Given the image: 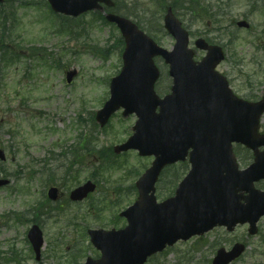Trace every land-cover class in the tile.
Listing matches in <instances>:
<instances>
[{"label": "rangeland", "instance_id": "374dc122", "mask_svg": "<svg viewBox=\"0 0 264 264\" xmlns=\"http://www.w3.org/2000/svg\"><path fill=\"white\" fill-rule=\"evenodd\" d=\"M22 1L31 2L32 6L18 11L16 28L12 33H3L4 28L9 29L10 24H4L0 18V40L3 41L2 44L10 45L20 53L29 55L26 50L38 46L43 48L41 53L45 54L21 59L10 66L0 65V150H3L7 157L5 161L0 160V170L10 174L9 178L12 180L11 185L0 188V251H10L8 249L15 245L16 250L26 258H19L21 264L36 263L32 249L26 242L27 231L34 219L28 211L38 202H43L37 207L45 212V216L40 215L43 217L41 225L45 222L42 227L46 242L40 264H70L68 251L63 250L69 249V246L71 249L75 243L79 244L80 251L85 256L79 262L84 263L88 257H96V254L91 252L93 247L89 238H85V231L88 228L109 230L113 228L110 222L119 223L121 227L126 225L125 220L119 221L116 217L136 201L138 193L131 189L132 185L139 179L140 174L150 167L153 158H141L134 151L122 154L118 156L122 166L116 171L100 169L105 177L98 175L95 160L89 159L88 162H91L75 167L80 172L78 180L74 183L70 181L60 191L63 194L61 199L51 205L45 204V192L50 187L48 177L41 175L32 182L27 178L29 173L41 169L37 161L59 154L63 145L79 141L80 136H93L98 139L99 142L94 139L95 143L100 145L98 149L119 145L133 134L137 118L134 115L124 118L121 110L119 115L113 116L111 124L106 126L105 133L104 128H97L92 132L89 116L102 108L104 98L110 94L106 79L111 80L123 66L125 45L118 42L121 33L117 27L104 24L87 14L73 24L71 32L57 33L60 23L49 14L47 7L43 6L44 0ZM215 2L216 0H210V3ZM233 3L235 6L231 8L232 16L248 13V0H233ZM260 5L254 7H261L264 11ZM9 7L10 3L4 10ZM150 14L151 11L140 9L142 29L160 46L168 50L173 49L174 39L158 31L159 23L152 21ZM163 16L161 15L162 18ZM131 19L137 22L136 18ZM184 19L193 39L207 36L216 44H226L223 36L225 32L214 34V27L210 25L211 31L208 33L209 28L205 23L191 21L188 17ZM250 22L254 27L253 31H239V40L225 49L228 61L219 68L220 72L229 74L234 91L244 99H248L251 92H255L256 97L260 98L264 91V70L258 72V65L250 63L251 56L254 55L253 43L257 33L262 31L260 26L264 24V15L256 13ZM91 48L95 51L105 49L106 55H98ZM195 52L198 59L205 55V52L200 50ZM256 56L264 60V54L259 53ZM0 62H3L1 56ZM156 63L163 74L156 90L163 96L169 93L171 79L164 61L157 58ZM69 69L78 71V77L72 85L67 86L65 72ZM256 73L259 75L251 78L252 83L247 84V77ZM259 83L262 85L258 86ZM80 115L86 123L80 124ZM249 163L250 161L247 164ZM62 165L63 162H56L48 167L53 170V176L59 181L58 185L62 184ZM135 169L140 172L138 175L129 173ZM177 169L180 170L179 167ZM20 172L21 176L17 174ZM93 175H97L99 182L97 192L79 206L69 204V190L85 183ZM186 175L187 171H184L181 179ZM118 187L123 188V196H119L118 191L114 190ZM173 190L172 184L166 181L162 183L157 193L158 201L162 202L171 197ZM115 202L119 203L113 205ZM54 208H62L63 212L59 213ZM99 210L102 211L98 212ZM14 211L21 213L26 220L18 222L13 220L12 215L8 216ZM7 222L9 223L6 224ZM259 230L257 236H251L248 234V226H241L233 234L216 231L205 238V241L179 243L166 256L157 260L156 264H211L218 249L230 250L238 245L239 240L244 241L246 250L243 257L234 264H264V219L259 223ZM54 240L64 244V248H59L63 252L57 256L49 252ZM9 262V259L0 260V264H16Z\"/></svg>", "mask_w": 264, "mask_h": 264}, {"label": "water", "instance_id": "95a60500", "mask_svg": "<svg viewBox=\"0 0 264 264\" xmlns=\"http://www.w3.org/2000/svg\"><path fill=\"white\" fill-rule=\"evenodd\" d=\"M4 0H0L3 2ZM56 13L79 16L90 10H101L104 3L114 6L111 0H48ZM108 21L120 29L125 39L122 72L112 80L111 99L99 113L102 126L120 108L125 116L137 114L139 121L134 137L122 150L138 149L141 155H154L156 161L137 183L140 199L122 214L129 226L122 231H90L93 244L102 252V258L87 264H143L146 259L172 246L179 239L187 240L205 227L198 215L214 214L229 218L226 222H247L254 225L264 215V194L252 189V182L260 176L256 167L237 173V180L246 183L249 175L251 195L235 210L224 206L226 190L222 184V164H233L232 142H240L254 150L264 145V137L257 135L259 119L264 113V100L247 104L229 90L225 78L216 67L224 60L222 49L198 40L197 48L207 52L199 63L188 48L189 35L181 23L168 11L165 29L176 40L172 51L159 47L131 20L107 15ZM240 26L247 27L246 23ZM161 57L169 66L173 78L172 94L160 99L155 83L160 77L155 58ZM76 74H70L71 81ZM159 109V114L157 110ZM194 149L191 158L193 170L177 190V196L163 204L154 197L155 183L165 164L184 159L186 151ZM2 155V154H1ZM264 169V156L255 154ZM208 171V172H207ZM6 182H0V185ZM218 186V187H217ZM95 187L80 188L72 193L73 201H82ZM56 191L50 197L56 199ZM40 259L44 244L41 231L35 227L29 233ZM241 249L229 254L220 252L214 264H229L238 258Z\"/></svg>", "mask_w": 264, "mask_h": 264}, {"label": "trees", "instance_id": "16d2710c", "mask_svg": "<svg viewBox=\"0 0 264 264\" xmlns=\"http://www.w3.org/2000/svg\"><path fill=\"white\" fill-rule=\"evenodd\" d=\"M129 1H132V3L127 4V2H129ZM115 2H116V8L114 9V12H116L118 14H122L123 16H126L128 18H134V19L136 18L138 24H140V25L142 24V20L140 21V19L142 17L140 15V9L145 8L148 11H150V10L152 11V7H155L156 11L162 12L168 6L173 7V9L175 11L184 12V14H183L184 16L188 15L191 12L194 19L202 20L203 19L202 17L206 16L208 18L203 19L202 21L207 22V21L211 20L213 23L218 22V21H216L217 20V18H215L216 16H210L207 9L202 6V3H200L199 0H189L188 2H187V0H148V2H144L143 0H115ZM150 5H152V6H150ZM151 16H152V20L155 21L156 23H159L161 21V16L159 17L158 14H156L155 12L152 13ZM0 17L2 20H4L5 23L7 21H10L12 23V28L15 26V24H16L15 13H8L6 11H2L0 13ZM98 17L105 24H107L106 19L101 14H98ZM161 27H162V25H161ZM159 29L161 30L160 27H159ZM257 41H260V40H257ZM118 42L123 44L122 39H120ZM8 48H9L8 46L4 47L0 44L1 50H4V49L8 50ZM93 51H95L94 48H93ZM103 51H104L103 49L102 50L98 49L97 51H95V53H98L99 55H103L105 53ZM10 53H11V51H10ZM92 122H93V124H95V119H93ZM80 152H81L80 149L72 148L69 152L66 153V155L63 154L62 157L74 158L75 161H72V163L74 162L76 164V163H78ZM111 153H112V149H107L106 152H98V153L95 152V154L98 155L100 160L103 159V157L108 159L107 160L108 163L110 161L109 155H111ZM110 157H112V156H110ZM46 165L47 164L45 163V166ZM10 254H12V256H10V257L6 256L5 259H7V260L9 259L13 263V262H15V258H14L15 255L13 253H10ZM3 258L4 257L0 254V259H3Z\"/></svg>", "mask_w": 264, "mask_h": 264}]
</instances>
